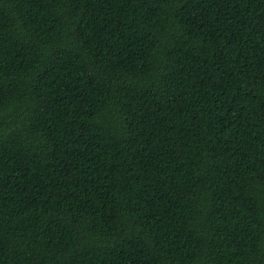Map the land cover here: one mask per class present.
<instances>
[{"label":"trees","instance_id":"obj_1","mask_svg":"<svg viewBox=\"0 0 264 264\" xmlns=\"http://www.w3.org/2000/svg\"><path fill=\"white\" fill-rule=\"evenodd\" d=\"M0 264H264V0H0Z\"/></svg>","mask_w":264,"mask_h":264}]
</instances>
